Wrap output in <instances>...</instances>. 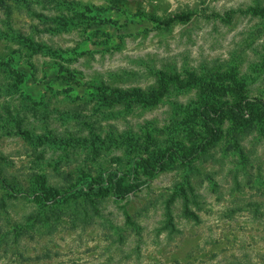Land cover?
Returning <instances> with one entry per match:
<instances>
[{"label":"rangeland","instance_id":"1","mask_svg":"<svg viewBox=\"0 0 264 264\" xmlns=\"http://www.w3.org/2000/svg\"><path fill=\"white\" fill-rule=\"evenodd\" d=\"M254 9L264 0H0V264H264V119L223 120L208 143L201 114L237 98L173 80L264 101ZM162 78L153 105L94 91L148 92ZM39 176L70 197L37 203ZM118 178L139 186L117 199Z\"/></svg>","mask_w":264,"mask_h":264},{"label":"trees","instance_id":"2","mask_svg":"<svg viewBox=\"0 0 264 264\" xmlns=\"http://www.w3.org/2000/svg\"><path fill=\"white\" fill-rule=\"evenodd\" d=\"M253 14L255 15H264V9L253 10ZM190 19V15H177L172 18H169L163 22V26L165 28L170 27L174 22H188ZM19 44H25L28 48H33L37 46V50L41 51L42 47L35 45L26 40H18ZM1 60V58H0ZM1 62V61H0ZM1 64V63H0ZM57 78H61V80L65 81L66 83H72L75 86L80 87V83L70 75L65 76L61 75ZM180 88H185L189 86H194L197 90V93L200 97H207L209 95H216L219 97H224L227 93L235 96L237 101L234 105H224L219 109L212 108L211 110H205L201 115L203 116V125L205 134L207 135L208 143H213L217 141L221 137V132L215 128V124L222 122L223 120L231 121L235 126L238 128H248L258 119H264V101L260 99H253L248 101L244 97V90L243 88L238 85L234 84L230 87L220 88L215 86L213 83H204L199 81L194 75H190L185 81L181 79L174 78ZM166 86L167 82L160 79L158 87L156 89L150 90L148 92H142L139 90H132V91H122L120 89H94L95 95L97 98L109 104H117L122 101H129L133 100L137 103L144 104V105H153L155 104L160 97H162L166 93ZM167 164V161H165ZM141 168L146 176H151L154 173L156 167L151 166V164L146 161H140ZM169 165L162 164L160 169H166ZM43 177H36L35 182L39 185L38 191L33 192L34 200L39 204H47L51 202L58 201L59 199H68L70 196L68 193L61 194L55 188H46L44 186ZM111 186L110 189L112 190L114 196L117 199H124L129 194L134 192L138 185L137 181H126L122 178H118L115 180H110ZM0 185L5 187L3 181H1ZM89 194L92 193L93 196H105L110 191L109 188L103 186L97 187H89Z\"/></svg>","mask_w":264,"mask_h":264}]
</instances>
